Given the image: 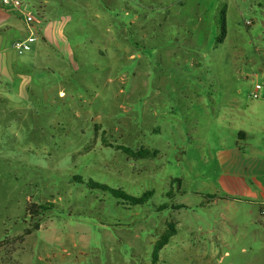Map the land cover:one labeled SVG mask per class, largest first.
Here are the masks:
<instances>
[{
	"label": "rangeland",
	"instance_id": "374dc122",
	"mask_svg": "<svg viewBox=\"0 0 264 264\" xmlns=\"http://www.w3.org/2000/svg\"><path fill=\"white\" fill-rule=\"evenodd\" d=\"M23 1L37 29L0 25V66L17 62L0 69V264H249L225 256L216 174L264 106V0ZM91 179L153 194L130 206Z\"/></svg>",
	"mask_w": 264,
	"mask_h": 264
},
{
	"label": "crops",
	"instance_id": "0c3cea01",
	"mask_svg": "<svg viewBox=\"0 0 264 264\" xmlns=\"http://www.w3.org/2000/svg\"><path fill=\"white\" fill-rule=\"evenodd\" d=\"M12 17L22 20L17 15H2L0 25L5 21L9 23ZM23 26L32 31L30 25ZM2 47L0 43V52ZM13 59L2 58V72L6 71L7 63L10 66L17 63ZM250 111V124L241 131L245 135L241 134L233 144L218 151L221 165V172L216 174L218 195L227 200L223 212L227 222L223 224L219 239L229 249L225 256L242 255L249 264H264V106H254ZM230 264H234L233 260Z\"/></svg>",
	"mask_w": 264,
	"mask_h": 264
},
{
	"label": "trees",
	"instance_id": "16d2710c",
	"mask_svg": "<svg viewBox=\"0 0 264 264\" xmlns=\"http://www.w3.org/2000/svg\"><path fill=\"white\" fill-rule=\"evenodd\" d=\"M220 29H221V32H220L221 36L218 38V42H222L224 40V37H226V35H227V20H226V11L225 10L222 12V17L220 20ZM240 134L245 135L244 132H241ZM119 148L122 149L129 156L136 158V159L137 158L138 159L139 158H147L150 156L153 157L157 154V151L150 150L149 148H140V149H136V150L129 148V147H124V146L119 147ZM76 178H78L79 180H82V179H80L79 176H77ZM88 184L92 188H99V189H102L104 191L110 192L113 195V197H115L118 200L124 201L125 203L129 204L130 206L142 205V204L146 203L153 194V191H146L140 196H135V195H132V194L126 192L123 189L113 188V187L109 186L108 184L96 182L92 179L89 181ZM179 207L180 206L178 205L177 208H179ZM162 208H165V206L160 207V209H162ZM47 209H48V207H46V205H39V206H37V209H29V212L31 214H35V213L39 214L40 212H42V210H47ZM176 232H177L176 224L173 222L168 223V228H167L166 232L164 234H162L160 240L155 244V249H154V253H153L154 263L158 262L161 249L164 248V246H166L168 244V242L176 234Z\"/></svg>",
	"mask_w": 264,
	"mask_h": 264
},
{
	"label": "built area",
	"instance_id": "2783aa9c",
	"mask_svg": "<svg viewBox=\"0 0 264 264\" xmlns=\"http://www.w3.org/2000/svg\"><path fill=\"white\" fill-rule=\"evenodd\" d=\"M1 6L3 9L6 10H12L17 12V14L25 19V21L32 27V29H37L38 24L35 23L37 22V19L35 15L32 12L26 11L23 6H24V1L23 0H1ZM37 36L34 35V33H31L30 36L25 38L24 40H18L15 42L14 47L17 50L19 54H22L28 50L31 49L32 43L36 41ZM262 86L260 84H256L254 91H253V97L254 98H259V90H261ZM264 214V210L262 211Z\"/></svg>",
	"mask_w": 264,
	"mask_h": 264
}]
</instances>
